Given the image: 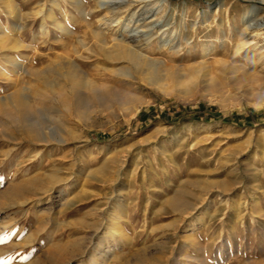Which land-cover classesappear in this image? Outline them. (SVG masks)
Here are the masks:
<instances>
[{
	"label": "rangeland",
	"instance_id": "374dc122",
	"mask_svg": "<svg viewBox=\"0 0 264 264\" xmlns=\"http://www.w3.org/2000/svg\"><path fill=\"white\" fill-rule=\"evenodd\" d=\"M261 22L264 0H0V264H264ZM143 24L141 64L115 58ZM67 57L101 97L34 103L25 71Z\"/></svg>",
	"mask_w": 264,
	"mask_h": 264
},
{
	"label": "bare ground",
	"instance_id": "6f19581e",
	"mask_svg": "<svg viewBox=\"0 0 264 264\" xmlns=\"http://www.w3.org/2000/svg\"><path fill=\"white\" fill-rule=\"evenodd\" d=\"M259 26L264 30V22H261ZM147 27L148 24L134 26L130 34L126 35L127 42L114 39L113 47H115V58H123L133 66L140 65L142 62L141 50L149 47ZM25 32V27L16 29V33L20 36H23ZM12 42L14 44H18V40L16 38H14ZM103 42H107V39H104ZM239 43L240 45H244L243 38H239ZM5 48H7V46H1L0 50ZM8 48L9 50L11 49V47ZM2 52V56L8 57V54L5 53L6 51ZM106 57H109V55H106ZM9 59L11 60V58ZM45 62H48V58L36 59L32 62L33 66L31 67L33 69H28L25 71V73L33 75L34 77L35 86L33 96H31L34 103L44 106L46 99L43 94L44 90L50 91L48 100L53 105L63 104L68 99L72 100L74 104L80 105V103H82L83 99L85 98L98 100L101 97V95L97 92V88L96 90L93 88L94 83L92 80L84 77L80 62H73L72 58L67 57L58 62L56 65H53L52 62H48V66L43 68L42 66H44L43 64ZM13 65L16 66L15 64ZM16 67L18 70L24 73V69L21 66ZM24 89V87H19L16 89L12 101H14L16 106H18L17 110L23 122H38V120L42 118V110L32 108L33 103L31 105L27 101L23 91ZM84 91H87V93H84Z\"/></svg>",
	"mask_w": 264,
	"mask_h": 264
}]
</instances>
